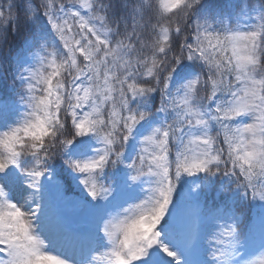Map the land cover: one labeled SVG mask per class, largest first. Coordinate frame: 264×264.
Masks as SVG:
<instances>
[{
    "label": "snow or ice",
    "instance_id": "6c2138e0",
    "mask_svg": "<svg viewBox=\"0 0 264 264\" xmlns=\"http://www.w3.org/2000/svg\"><path fill=\"white\" fill-rule=\"evenodd\" d=\"M0 264H264V0H0Z\"/></svg>",
    "mask_w": 264,
    "mask_h": 264
}]
</instances>
